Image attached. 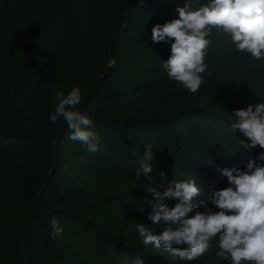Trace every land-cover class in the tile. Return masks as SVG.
Returning a JSON list of instances; mask_svg holds the SVG:
<instances>
[{
    "label": "trees",
    "instance_id": "trees-1",
    "mask_svg": "<svg viewBox=\"0 0 264 264\" xmlns=\"http://www.w3.org/2000/svg\"><path fill=\"white\" fill-rule=\"evenodd\" d=\"M186 3L209 0H0V264H231L216 257V241L190 262L145 248L136 231L162 227L148 219L146 177L135 176L145 145L158 190L195 178L200 204L212 166L238 164L228 160L242 138L234 112L264 103V71L216 30L199 91L168 78L171 41L154 43L152 29ZM75 86L100 137L96 153L49 120L55 90Z\"/></svg>",
    "mask_w": 264,
    "mask_h": 264
},
{
    "label": "clouds",
    "instance_id": "clouds-1",
    "mask_svg": "<svg viewBox=\"0 0 264 264\" xmlns=\"http://www.w3.org/2000/svg\"><path fill=\"white\" fill-rule=\"evenodd\" d=\"M175 11L179 18L152 29L154 43L171 41V55L162 65L170 80L191 93L199 91L208 69L205 60L213 30L227 34L230 44L240 52L234 51L257 61L260 73L264 71V0H209L208 5L195 10L186 3ZM82 99L78 86L67 93L55 90L49 120L53 124L62 120L70 131V140L96 153L100 137L93 120L79 109ZM234 117L231 129L242 136L240 153L230 147L228 160L237 159L238 164L229 169L212 166L210 184L203 193L207 198L204 203L211 204H197L202 186L195 178L173 181L159 191L160 185L150 175L153 145H145L146 162L135 176L138 180L141 173L146 177L145 190L152 196L145 199L151 210L148 219L162 226L159 234H154L144 223L136 225L145 248L152 246L174 259L191 262L209 253L216 241L215 255L220 260L264 264V103L236 110ZM214 172H218L216 177ZM173 199L176 203L169 206L166 201ZM62 234L63 228L53 216L49 236L56 239ZM132 264H143V260L137 256Z\"/></svg>",
    "mask_w": 264,
    "mask_h": 264
}]
</instances>
